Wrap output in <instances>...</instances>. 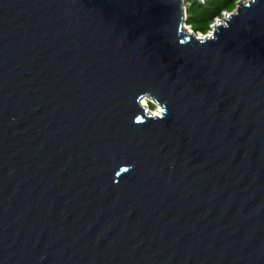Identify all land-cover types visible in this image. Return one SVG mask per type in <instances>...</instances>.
<instances>
[{"label":"water","instance_id":"1","mask_svg":"<svg viewBox=\"0 0 264 264\" xmlns=\"http://www.w3.org/2000/svg\"><path fill=\"white\" fill-rule=\"evenodd\" d=\"M223 19L0 0V264H264V0Z\"/></svg>","mask_w":264,"mask_h":264},{"label":"trees","instance_id":"2","mask_svg":"<svg viewBox=\"0 0 264 264\" xmlns=\"http://www.w3.org/2000/svg\"><path fill=\"white\" fill-rule=\"evenodd\" d=\"M239 0H207L205 3L193 2L187 8V17L185 23L195 32L206 33L210 24L217 17H222L224 12L232 11ZM150 109L156 107L149 104Z\"/></svg>","mask_w":264,"mask_h":264},{"label":"built area","instance_id":"3","mask_svg":"<svg viewBox=\"0 0 264 264\" xmlns=\"http://www.w3.org/2000/svg\"><path fill=\"white\" fill-rule=\"evenodd\" d=\"M206 1H207V0H182V2H183V6H184V18H185V20H186V17H187V8H188V6H189L190 4H192L193 2L205 3ZM227 13H228V12H224L222 17H217V18L215 19V21L212 22V23L210 24L209 30H208L206 33L196 32V33H197V36H198L199 38H203V37H205V36H211V35H212V32H213V30H214L215 23H216L217 21H219V20H224L223 18L226 16ZM185 26H186V27H190V26L187 25L186 23H185Z\"/></svg>","mask_w":264,"mask_h":264},{"label":"bare ground","instance_id":"4","mask_svg":"<svg viewBox=\"0 0 264 264\" xmlns=\"http://www.w3.org/2000/svg\"><path fill=\"white\" fill-rule=\"evenodd\" d=\"M142 102L145 104L146 103V99H143ZM154 114L159 115L160 113L155 111Z\"/></svg>","mask_w":264,"mask_h":264},{"label":"rangeland","instance_id":"5","mask_svg":"<svg viewBox=\"0 0 264 264\" xmlns=\"http://www.w3.org/2000/svg\"><path fill=\"white\" fill-rule=\"evenodd\" d=\"M145 104H149V101L148 100H146V103ZM152 110V109H151ZM153 112H155L156 110L154 109V110H152Z\"/></svg>","mask_w":264,"mask_h":264}]
</instances>
